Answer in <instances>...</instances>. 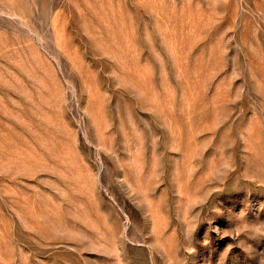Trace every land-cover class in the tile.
<instances>
[{
	"label": "rangeland",
	"instance_id": "374dc122",
	"mask_svg": "<svg viewBox=\"0 0 264 264\" xmlns=\"http://www.w3.org/2000/svg\"><path fill=\"white\" fill-rule=\"evenodd\" d=\"M0 264H264V0H0Z\"/></svg>",
	"mask_w": 264,
	"mask_h": 264
}]
</instances>
